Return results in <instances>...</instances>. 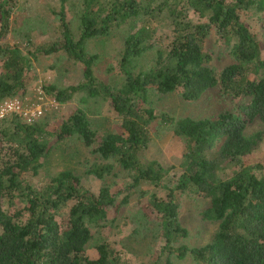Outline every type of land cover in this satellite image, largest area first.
<instances>
[{
	"label": "trees",
	"instance_id": "16d2710c",
	"mask_svg": "<svg viewBox=\"0 0 264 264\" xmlns=\"http://www.w3.org/2000/svg\"><path fill=\"white\" fill-rule=\"evenodd\" d=\"M59 1L61 38L38 49L46 54L63 51L82 66L84 76L66 88L49 84L47 93L60 103L78 92L108 100L120 118V130L98 133L82 108L73 111L57 131L27 123L19 115L0 119V264H129L125 251L103 235L91 246L95 232L107 226L112 209L118 212L129 203V194L119 200L120 193L112 192L106 182L95 193L71 169L40 186L30 179L39 173L41 160L53 146L51 140L71 136L82 138L101 159L88 174L106 179L119 167L133 177L127 189L143 187L141 195L150 194L140 206L144 212L137 231L144 232L154 223L152 230L161 237L160 254L153 264H173L172 254L191 257L192 264H264V165L243 161L264 138V58L242 19V11L249 8L264 14V0H83L78 38L68 21V0ZM158 1L175 21L170 47L157 48L153 29L141 26L125 40L120 59L125 82L112 86L101 81L94 70L98 55L88 52L87 42L106 35L114 25L139 18ZM189 10L204 21L189 19ZM10 13L8 0H0L1 37L8 32ZM213 33L230 46L234 57L222 69L211 64L212 55L205 49ZM154 50V63L138 66V60ZM0 62V100L14 97L34 81L33 60L20 47L0 46ZM213 88L247 101L238 110L217 116L178 119L159 113L150 101L155 91L179 92L184 100L196 101ZM257 119L263 129L248 134V125ZM8 122L11 125L6 126ZM154 123L170 126L185 144L181 169L173 176L170 167L143 158L153 141ZM180 192L210 200L201 213L218 224L209 243L178 244L188 235L179 219Z\"/></svg>",
	"mask_w": 264,
	"mask_h": 264
},
{
	"label": "rangeland",
	"instance_id": "374dc122",
	"mask_svg": "<svg viewBox=\"0 0 264 264\" xmlns=\"http://www.w3.org/2000/svg\"><path fill=\"white\" fill-rule=\"evenodd\" d=\"M82 1L68 0L67 3L68 21L76 38L81 33ZM145 2L148 4L147 1ZM152 4L139 18L114 25L106 35L91 38L87 42L88 52L98 55L94 70L101 81L112 86H122L125 82L126 77L120 68L125 40L141 26L145 25L153 29L157 48L165 50L170 47L175 38V21L169 15L166 5H161L158 1L153 4L157 8H152ZM8 6L11 9L10 24L6 35L1 37L0 33V46L16 45L22 49L24 54L31 57L35 79L28 89L6 99L17 97L35 102L38 100L40 91H43L48 98L54 99L53 95L47 93V85L56 84L59 88H66L83 80L82 66L69 58L63 51L46 54L38 49L40 46L48 47L61 38L59 0H8ZM186 15L194 22L204 21L194 10L187 11ZM263 15V12L255 8L242 11V19L260 44L262 58H264ZM205 49L212 55L211 64L217 69H222L234 61L230 46L215 33L209 37ZM155 57V50L150 51L138 60V66L148 68L154 63ZM1 65L2 62H0V73ZM6 99L0 100V102ZM150 101L159 113L165 112L172 118L178 119L182 117L207 118L217 116L226 110H238L247 99L224 95L219 88H213L206 91L196 101L184 100L179 92L161 94L156 91L150 93ZM56 102L57 104L46 102L47 111L33 123L40 124L48 130L57 131L61 123L68 119L73 111L82 108L88 113L92 126L98 133L120 130V118L108 100L91 99L86 97L85 93L78 92L66 103H60L57 100ZM14 116L16 114H9L6 117L13 118ZM9 125H11L9 122L6 123V126ZM152 125L153 141L143 151V158L146 161L156 160L164 166L170 167L173 176L181 169L180 162L185 144L170 130V126L158 123ZM261 129H263V125L257 119L248 125L246 131L248 134H254ZM51 144L53 146L48 155L41 160L42 166L39 173L30 178L32 183L40 186L58 172L71 169L81 175L95 193H98L100 187L106 182L111 185L112 192L120 193L119 200L129 194V203L122 205L118 212H116V208L112 209L107 226L105 229L95 232L96 238L91 246L93 247L100 235H103L114 246L125 251L124 255L129 264H153L156 262L160 254L161 237L156 236L153 232L154 223H149L144 232L137 231L138 220L144 212L140 206L148 202L145 196L149 198L150 194L141 195V192L144 191L143 187H140L139 190L127 189L132 184L133 177L119 167H116L114 174L108 175L106 179L88 174L87 170L94 167L95 163L101 162V159L82 138L71 136L61 141H56V138H53ZM0 146H2L1 141ZM243 161L245 164L264 165V138L251 153L243 157ZM26 178L28 179V176ZM160 195L163 196L164 192H160ZM178 203L180 222L188 230V235L178 244L194 247L209 243L218 229V224L204 219L201 213L210 205V200L189 192H180L178 193ZM17 207H22V204H17ZM89 253L94 255L95 250L90 248ZM169 259L173 264L193 263L191 257L181 259L175 254L170 255Z\"/></svg>",
	"mask_w": 264,
	"mask_h": 264
},
{
	"label": "built area",
	"instance_id": "2783aa9c",
	"mask_svg": "<svg viewBox=\"0 0 264 264\" xmlns=\"http://www.w3.org/2000/svg\"><path fill=\"white\" fill-rule=\"evenodd\" d=\"M46 102L57 104L55 97L50 99L43 91H40L38 100L35 102L17 97L6 99L0 102V119L9 114H16L27 123H33L47 111L45 108Z\"/></svg>",
	"mask_w": 264,
	"mask_h": 264
}]
</instances>
